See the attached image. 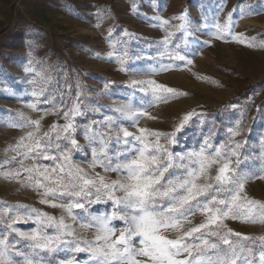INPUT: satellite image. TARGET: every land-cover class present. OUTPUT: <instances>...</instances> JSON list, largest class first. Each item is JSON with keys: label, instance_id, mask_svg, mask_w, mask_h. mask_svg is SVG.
Segmentation results:
<instances>
[{"label": "snow or ice", "instance_id": "6c2138e0", "mask_svg": "<svg viewBox=\"0 0 264 264\" xmlns=\"http://www.w3.org/2000/svg\"><path fill=\"white\" fill-rule=\"evenodd\" d=\"M222 11L202 25L212 38L264 48V41L255 43V38L235 31L245 14L241 6L228 12L223 23L219 18ZM147 19L164 31L163 38L154 42L155 68L138 67L135 62L140 57L130 56L128 41L113 37L112 29L108 36L112 50L104 58L130 74L156 75L192 64L190 57L197 53L189 50L193 25L187 12L170 19ZM172 19L180 23L172 25ZM170 28L181 33L179 42H173L176 32ZM121 32L132 35L126 29ZM198 43L204 46L208 42ZM37 76L44 84L50 81L44 73ZM29 83L33 89L27 107L42 115L31 119L20 113V121L10 125L28 130L6 150L13 155L0 162L4 169L0 175L32 189L41 204L60 209L61 215L0 202V264H264V236L245 235L227 224L229 220L264 224V202L246 192L251 180L264 179V165L250 167L249 155L242 154L247 141L235 139L243 131L240 119L225 128L218 142L213 140L215 127H210L197 143L182 146L178 134L193 117L198 126L204 125L207 113L186 112L170 132L139 127L143 118L159 119L149 108L186 95L154 79L130 80L126 85L129 103L111 109L113 115L84 123L77 118L107 106L82 104L79 82L70 105L55 104L36 79ZM111 83L104 82L105 91ZM66 91L71 94L70 85ZM48 115H60L64 123H53L45 130L42 122ZM125 122L135 131H129ZM114 128L115 135L105 131ZM78 134L85 143L79 142ZM259 144L264 159V137ZM77 155L87 167L78 162ZM93 204L105 207L92 212ZM197 214L202 217L199 223L192 219ZM18 224L32 226L22 230ZM77 227L92 229V239L78 235ZM81 253L86 258L77 259ZM61 254L63 258H58Z\"/></svg>", "mask_w": 264, "mask_h": 264}, {"label": "rangeland", "instance_id": "374dc122", "mask_svg": "<svg viewBox=\"0 0 264 264\" xmlns=\"http://www.w3.org/2000/svg\"><path fill=\"white\" fill-rule=\"evenodd\" d=\"M237 6H241L245 14L238 20L235 31L249 39L255 38V43L264 41V0H0V162L13 155L6 150L28 130L10 126L20 121L19 114L31 119H39L42 115L27 107L33 89L29 81L36 79L38 84H43L45 95L53 96L57 105L72 103L79 82L83 92L82 104L107 106L100 107L99 113L90 112L77 118L78 123H84L89 119H102L103 115H113L111 109L129 103L130 89L126 85L130 80L154 79L186 95L149 108L148 111L159 119L143 118L139 127L170 132L186 112L207 113L204 125L198 126L196 117H193L191 124L178 134L181 145L185 146L197 143L210 127H215L213 140L218 142L225 128L240 119L243 131L235 139L247 141L241 149L242 154L249 155L250 167L264 165L259 144V139L264 137V48L248 47L231 39H214L208 29L202 27L206 20L211 22L221 8L219 18L223 23L227 13ZM185 11L193 25L189 50L197 53L190 57L192 64L156 75L139 71L130 74L120 71L118 63L104 58L112 50L108 43L109 29H112L113 37L128 41L130 56L140 57L135 62L138 67L155 68L156 62L152 58L157 45L154 42L163 38L164 31L147 17L170 19ZM179 23V20H171L172 25ZM122 29L132 35L124 36ZM169 30L176 32L173 42H179L181 33L175 28ZM201 41L208 43L201 46L198 43ZM27 67L34 71H25ZM37 73H44L50 81L44 84ZM105 81L112 82L106 91ZM69 85L71 94L66 91ZM132 102L135 107V100ZM232 104L238 107L233 109ZM57 122L64 123L60 115H48L42 123L47 130ZM125 126L129 131H135L130 122H125ZM105 131L115 135L117 129ZM77 139L85 143L79 134ZM77 160L87 167L83 157L77 155ZM96 171L102 170L97 168ZM109 175L115 178L114 173ZM246 192L250 198L264 202V179L251 180ZM39 199L32 189L0 175V202L29 205L54 216L61 215L60 209L41 204ZM104 207L93 204L90 211L96 212ZM192 219L199 223L202 217L197 214ZM227 224L245 235L264 236V224L261 223L229 220ZM17 226L28 230L32 225ZM76 230L84 238L93 237L92 229L77 227ZM58 258H63L62 254ZM83 258H86L83 253L77 257Z\"/></svg>", "mask_w": 264, "mask_h": 264}]
</instances>
